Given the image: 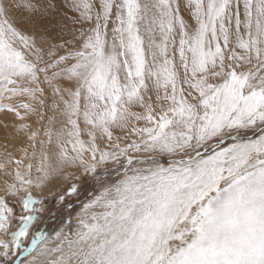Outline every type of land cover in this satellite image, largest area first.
<instances>
[{
	"label": "snow or ice",
	"instance_id": "1",
	"mask_svg": "<svg viewBox=\"0 0 264 264\" xmlns=\"http://www.w3.org/2000/svg\"><path fill=\"white\" fill-rule=\"evenodd\" d=\"M68 7L71 29L54 0H0V111L42 119L46 86L60 123L35 175L26 148L0 163V264H264V0ZM77 170L96 190L75 227H34L33 189L58 195Z\"/></svg>",
	"mask_w": 264,
	"mask_h": 264
},
{
	"label": "bare ground",
	"instance_id": "2",
	"mask_svg": "<svg viewBox=\"0 0 264 264\" xmlns=\"http://www.w3.org/2000/svg\"><path fill=\"white\" fill-rule=\"evenodd\" d=\"M56 33L58 34L59 31L56 30ZM45 94L46 95L42 97V99L45 100V104L43 106H38V113L43 117H45L44 113H46L47 122L43 127H41V129L39 127L36 131L37 136H40L41 138H38L36 136L34 141H30L28 139V136L30 132L33 131V128L36 127L37 121L40 122L43 118H39L36 113H30L23 120H21L16 117L14 113L8 111H0V163L6 162V153H12L13 157L19 155L17 157L20 158L23 155L20 149L26 148L29 155L25 157V163L27 164L28 162H31L34 165L33 175H35V166L39 164L40 153L42 151H49V154L51 155V149H54L55 145L53 144L52 146H49L47 144V137L44 135V133L50 127L53 130H58L60 127V123L57 121L53 124H49V117L53 115V110L51 109V91L47 89V87H45ZM18 99V101L23 100L25 102H28L27 97H18ZM13 103H16L15 98L13 100ZM20 111L23 113L25 110L20 109ZM22 123H26L29 125L27 130L19 128V125ZM41 130H43L42 134H40ZM42 141L44 143H41ZM33 152H35V156L32 155ZM11 167L14 168V165L8 167L9 172L11 171ZM4 175L7 176L11 182L12 176L6 175L5 170L0 169V183L3 179L2 176ZM77 175L79 177L82 176V174L78 170ZM72 178L74 177H69L67 180L56 181L53 185L50 186V188L58 193L60 188L65 187L66 184H68L69 179ZM2 189H4V187H0V191H2ZM33 191L34 193L42 195H45L46 193L49 194V188H45L42 192L35 189H33ZM75 216L73 220V225H75ZM0 239H7V236L3 232H0Z\"/></svg>",
	"mask_w": 264,
	"mask_h": 264
},
{
	"label": "rangeland",
	"instance_id": "3",
	"mask_svg": "<svg viewBox=\"0 0 264 264\" xmlns=\"http://www.w3.org/2000/svg\"><path fill=\"white\" fill-rule=\"evenodd\" d=\"M54 2L57 4V11L53 14L54 15L53 23L54 24L63 23L64 25L67 26L68 29H71L72 27H74V25H72V22L70 19H68V17L78 16V14L75 11H73L70 7H68V5L71 3V0H54ZM93 2L96 3L97 0H93ZM65 13L67 14V16H65ZM15 15L19 17L20 13L17 12L15 13ZM21 26L24 27V25H21ZM56 30L59 31L58 28L54 29L53 31L56 32ZM18 100H19L18 97L15 98V102H17ZM4 111H7V110H4ZM44 114H45V117H43V119L40 122L37 121L36 127L33 128V131H37L39 127L41 129V127H43L46 124L47 122L46 113ZM42 133H43V130L40 131V134ZM37 137L41 138L40 136H37ZM17 156H15L14 158L19 159V157ZM109 167L111 166L109 165ZM12 169L13 168L11 167V171ZM99 171L102 172L103 169H100ZM2 177L3 179L0 183V187H4L5 179H7L10 182V179H8L7 176L4 175ZM72 183H77L79 185L78 193L71 195V196L66 195L64 202L58 205L57 204L58 195L65 194L67 191V188ZM95 190H96L95 181L88 175H82L78 180L75 178L69 179L68 184H66V186L63 188H60V190L58 191V195H55V196H49L48 193H46L45 195H42V194L34 193L33 191V194L38 197L44 196L45 204H46V209L44 213L41 215V223L34 225V227H44L51 235L53 234V230H59L62 223H67L69 216H71L72 217L71 227L74 228L75 227V225H73L74 216L80 210L82 203L85 202L89 198V193L94 192ZM3 195H4V189L0 191V196H3ZM5 199L7 203L9 204V206L14 209V212L16 214H19L20 205H19L18 199L11 195L6 196ZM69 204L72 205L71 209L67 208V205ZM50 214H54V218ZM13 223H16V221H13ZM7 239H8V236H7Z\"/></svg>",
	"mask_w": 264,
	"mask_h": 264
}]
</instances>
